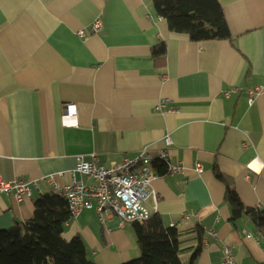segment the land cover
Returning <instances> with one entry per match:
<instances>
[{"label": "crops", "instance_id": "0c3cea01", "mask_svg": "<svg viewBox=\"0 0 264 264\" xmlns=\"http://www.w3.org/2000/svg\"><path fill=\"white\" fill-rule=\"evenodd\" d=\"M219 1L233 43L171 31L154 0H0V177L39 184L22 202L0 197V229L30 219L35 201L56 192L43 176L65 171V185L81 155L109 166L146 146L159 154L169 134V163L183 169L152 164L159 201L146 205L177 227L182 261L221 264L229 246L238 264H264V233L248 216L231 220L214 173L216 165L246 205L264 210V0ZM161 41L164 66L152 55ZM162 99L178 110L156 111ZM72 105L78 126L67 127ZM133 223H102L86 209L64 238L80 235L98 264H121L142 255Z\"/></svg>", "mask_w": 264, "mask_h": 264}, {"label": "trees", "instance_id": "16d2710c", "mask_svg": "<svg viewBox=\"0 0 264 264\" xmlns=\"http://www.w3.org/2000/svg\"><path fill=\"white\" fill-rule=\"evenodd\" d=\"M160 16L169 29L187 33L191 39L235 40L219 0H154ZM167 46L161 41L153 48V58L164 66ZM154 162L158 172L166 166ZM214 173L226 186L225 200L232 208L231 220L248 216L264 233V210L246 205L236 190L233 179L214 165ZM71 219L67 199L58 192H47L34 203L33 216L0 229V264H98L89 257L80 235L64 238ZM133 229L142 256L121 264H185L181 259L180 233L176 226H166L158 213L143 222H134Z\"/></svg>", "mask_w": 264, "mask_h": 264}, {"label": "built area", "instance_id": "2783aa9c", "mask_svg": "<svg viewBox=\"0 0 264 264\" xmlns=\"http://www.w3.org/2000/svg\"><path fill=\"white\" fill-rule=\"evenodd\" d=\"M92 30L101 28V20L92 23ZM86 36L82 29L78 32ZM260 88L249 89L250 102ZM229 95V92H226ZM168 99H162L155 105L159 112H174L178 108L167 107ZM62 123L67 127L78 126L77 112L74 105L70 106L62 116ZM164 147L159 154L153 153L149 146L143 147L134 157H125L120 163L105 165L95 153L78 157L77 164L69 171V181L63 185L57 177L65 171L50 173L42 177V182L50 185L53 190L62 194L68 202L71 217L78 216L86 209H95L101 222L117 217L123 226L127 222H143L151 213L147 201L152 199L155 208L158 205L159 194L153 187V182L159 176L152 164L160 162L168 166L171 173H179L183 165L169 163V148L173 144L172 137L167 134L163 138ZM196 169L202 172V165L197 163ZM34 187L39 188L37 181L17 177L5 180L0 177V197L7 195L17 202H22L32 194ZM252 236L251 233H247ZM221 264H238L229 246L223 248Z\"/></svg>", "mask_w": 264, "mask_h": 264}, {"label": "rangeland", "instance_id": "374dc122", "mask_svg": "<svg viewBox=\"0 0 264 264\" xmlns=\"http://www.w3.org/2000/svg\"><path fill=\"white\" fill-rule=\"evenodd\" d=\"M99 217V216H98ZM100 219V218H99ZM89 255L91 256V253H89ZM140 256H142V255H140ZM93 260V259H92ZM95 261V260H94Z\"/></svg>", "mask_w": 264, "mask_h": 264}]
</instances>
